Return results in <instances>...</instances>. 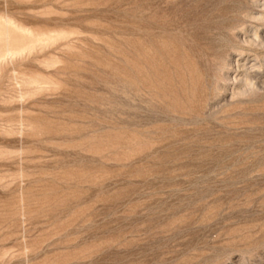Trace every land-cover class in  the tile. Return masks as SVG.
Instances as JSON below:
<instances>
[{
	"label": "rangeland",
	"instance_id": "374dc122",
	"mask_svg": "<svg viewBox=\"0 0 264 264\" xmlns=\"http://www.w3.org/2000/svg\"><path fill=\"white\" fill-rule=\"evenodd\" d=\"M0 264H264V0H0Z\"/></svg>",
	"mask_w": 264,
	"mask_h": 264
}]
</instances>
